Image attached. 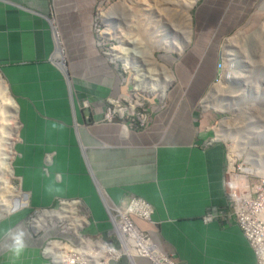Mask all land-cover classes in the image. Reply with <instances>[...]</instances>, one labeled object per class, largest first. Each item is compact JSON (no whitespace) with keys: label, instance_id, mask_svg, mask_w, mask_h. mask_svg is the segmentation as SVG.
<instances>
[{"label":"crops","instance_id":"crops-1","mask_svg":"<svg viewBox=\"0 0 264 264\" xmlns=\"http://www.w3.org/2000/svg\"><path fill=\"white\" fill-rule=\"evenodd\" d=\"M195 3L190 42L166 58L174 81L162 98L149 101L140 123L134 114L106 117L109 98L128 87L100 33L99 0H0V71L18 119L14 172L29 198L0 219V264H54L42 249L57 233L30 230L33 208L79 198L95 228L107 231L112 225L103 195L120 203L131 194L154 207L151 221L135 219L138 227L178 264H256L229 211L227 151L219 140L205 139L200 106L218 76L223 42L256 9L264 10V0ZM51 15L66 72L52 60ZM212 208L223 213L205 221ZM21 230L17 255L13 236ZM56 250L51 242L47 251Z\"/></svg>","mask_w":264,"mask_h":264},{"label":"rangeland","instance_id":"rangeland-1","mask_svg":"<svg viewBox=\"0 0 264 264\" xmlns=\"http://www.w3.org/2000/svg\"><path fill=\"white\" fill-rule=\"evenodd\" d=\"M192 1L126 0L122 3V0H99L97 7L98 22L108 52H110L109 48L117 46L118 50L124 47L126 52H129L127 54L131 55L132 53V56H137H135L137 61V73H135L132 68H125L127 58H123L124 66V62L115 57V52H110V55H108L111 64L119 71L128 87L126 94L121 96L123 107L130 108V104L140 97L141 104L139 102L140 105L138 104L139 106L136 107V114L141 113L143 110L148 114L149 101L162 98L165 95L166 92L162 90L155 92L136 90V82L138 85L139 78L142 77L139 68L147 67L144 64L146 58L149 61H154V63L156 59L161 66L169 68L167 66L169 61L166 58L171 55L176 56L177 53H181L182 47L183 49L186 48V45L190 42L188 39H191L192 11L196 4L191 7L190 3ZM111 10L120 14L124 13L121 23L117 21L119 16L116 13L113 14ZM103 11H105V14H102ZM119 23L122 28L116 33L115 28L119 26L117 25ZM115 37L121 41V45L117 44ZM185 38L187 39L185 40ZM175 39L178 41H175ZM221 48H223L222 55L228 69L226 76H223L221 80L220 76L223 72L219 73L218 80H214L217 85H214L205 101V107L207 104H211L213 107L208 109L206 107V110H204V103H201V130H203L205 139L219 140L224 144L226 154L231 164H235L241 178L237 179V187L244 189L243 182L247 179L250 181L251 186L262 183V180H264V10L256 9L244 26L225 39ZM111 56L116 60L113 61ZM161 66L158 68V72L156 66L151 68L153 71L148 78L151 85H153L154 79L158 78L163 72ZM170 73L173 75L171 70ZM163 77L165 79V76ZM219 80L221 82H218ZM117 112H119L118 108ZM127 112L124 115L128 114ZM2 127L3 125L0 123V139L5 136L7 141L10 137L9 131L13 127L6 125L5 129L1 130ZM3 148L5 149L7 146L3 145ZM14 150H16L15 147ZM14 158L12 160L13 171ZM12 179L11 183L15 190L25 192L15 172ZM226 181L229 190H231L233 178L228 172ZM25 206L27 205L20 208ZM83 206L82 202L79 205L82 215L89 219L88 223L87 218L82 216L88 223L84 225L83 229L76 231L71 220L65 218V220L59 223L55 222L47 227L46 230L53 229L59 235L71 236L77 239V243H74L76 246L79 245L80 240L83 241V238L88 239L91 237L92 240L97 241L104 237L102 239L104 244L121 250L120 238L116 231L113 228L110 229L111 231L109 229L107 231L97 230L93 225L94 220L84 211ZM36 213L38 211L34 210L28 217L29 228L34 234L38 229L35 224L34 227L32 225ZM7 215L9 213L4 211L0 205V219ZM40 232L44 233L46 231L43 229ZM123 258L121 255L116 263H121Z\"/></svg>","mask_w":264,"mask_h":264},{"label":"bare ground","instance_id":"bare-ground-1","mask_svg":"<svg viewBox=\"0 0 264 264\" xmlns=\"http://www.w3.org/2000/svg\"><path fill=\"white\" fill-rule=\"evenodd\" d=\"M124 1L122 0V3H124ZM195 1L196 0H193L190 3L191 7H193V5L195 4ZM111 12H113V14L116 13L113 10H111ZM102 14H105V11H103ZM116 15L119 16L117 21H120L121 23L124 13L123 14L116 13ZM120 23L117 24L119 26L115 28L116 33L122 28V26H120ZM114 39L117 40V44L121 45V41L117 37H115ZM190 40L191 39H188V41ZM55 44H56V48L52 56V60L57 65H59L63 71L66 72L67 69L65 66V56L63 54V50L60 45L61 43L58 41L57 38H56ZM117 48H118L117 46H113L109 49L111 53L115 52L116 58L122 59V60L123 58L124 59L127 58L126 68H133L136 71L137 69V61L135 58L136 55L132 56V53L131 55L127 54L129 52L128 51L126 52L124 47H122L121 50H118ZM182 50H183V47L181 48L180 52H182ZM147 54L149 56V52ZM112 59L113 61L116 60L114 57H112ZM144 61H145L144 64L147 67L139 68V72L142 74V77L139 78L138 85H136L135 87L136 90H143V91L148 90L150 92L162 90L166 92L169 85L173 83L174 81V76L170 73V70H171L170 66L164 63L170 68L169 70V68L165 66H161V64L156 59H155V63L154 61H151V60L149 61L147 58ZM153 66L154 67L156 66L157 72H158V68L161 66L163 72H161L158 78L154 79V83L153 85H151L150 82H148V78L150 77V74L153 71L151 69ZM227 69H228L227 66H225L220 80L223 78V76H226ZM163 76H165V79ZM220 80L218 82H221ZM215 84L217 85V82H215ZM212 88L209 90V93L203 100L205 109L206 107L207 109L213 107L211 104H207V106L205 107V101L209 97V94L211 93L210 91L212 90ZM9 94L10 92L8 90L7 84L5 80L3 79V77L0 75V119L2 120L0 123L3 125L1 130H4L6 125L7 126L11 125L13 127V129L9 131L10 137H8L7 141L5 139V136L0 139V205L2 206V209L6 212H11L24 205H28L29 203V198L27 196L28 193H25L21 190H15V187L11 183L12 182L11 179L14 176L12 160L15 156V150H14L13 145H15V140H16L17 131H18V119H17L15 100ZM139 98L140 97H138L136 101L131 103L130 105V107L132 106L131 108H135L139 104L140 102ZM123 110L124 109H121V111ZM3 145H6L7 148L4 149ZM238 178H240L239 174H238ZM78 204L79 203L77 202H65L63 204L60 203L57 209H55L54 211L48 212L49 210H44L42 211V214H40L41 212L37 213L36 218H34L35 223L34 222L33 223L35 224V226H37L38 228L37 230H39L42 228H46L50 223H52L54 218L57 220L68 218L71 220L73 228L76 231L78 229L80 230L84 227V225H86L87 221L84 217H82L79 214ZM131 232H132L133 237L129 241V246L126 248V253L128 257L130 258V260L133 261V258L138 255L139 251L144 252L145 250L148 249L150 243L140 242L137 234L134 231H131ZM81 241H80V244L82 243L81 244L82 247H75L74 249L75 251H72V252L75 253L77 257L80 259H87V263L89 264H111L112 262L116 261L117 257L120 255L119 251L108 250L101 239L97 241H93L91 238H88V239L83 238V241L82 242ZM52 243H54L55 246H59L60 241L53 240ZM137 244H141V245L139 247H136ZM56 248H57L56 251L58 252L59 247H56ZM94 249H98L97 254L93 252V254L91 255L90 251ZM57 252H54V253H57ZM137 262L138 261L134 262L133 264H136Z\"/></svg>","mask_w":264,"mask_h":264},{"label":"built area","instance_id":"built-area-1","mask_svg":"<svg viewBox=\"0 0 264 264\" xmlns=\"http://www.w3.org/2000/svg\"><path fill=\"white\" fill-rule=\"evenodd\" d=\"M53 21V19H52ZM52 29L54 38L58 39L61 43L60 32L54 22H52ZM219 68L223 71L225 68V61L222 59L219 62ZM121 98L112 99L110 104L115 106H120ZM115 107L109 106L107 109L106 117L112 119L115 115ZM142 118L144 122L146 119V114L142 111L139 118ZM228 172L233 178L231 184V190L229 191V203L231 206V215L235 221L242 228L245 236L247 237L250 245L252 246L257 262L256 264H264V180L262 183H257L251 186L250 181L247 179L243 182L244 189H239L237 187L238 172L234 164L228 166ZM61 204L69 202L67 200H60ZM107 210L110 215L111 221L114 228L119 235L121 240V246L123 252L126 253V248L129 246V241L132 239L133 235L131 231H134L140 242L150 243L147 250L144 252L139 251L138 256H143L149 258L153 264H177L171 256L163 253L152 238L145 232L139 230L134 222V217H140L144 220H151L152 213L154 211L153 206L144 198L139 196L129 195L127 201L124 203L112 202L107 204ZM223 212L217 208H212L204 216L205 221H211L217 219L221 216ZM59 240V239H58ZM53 240L47 242L46 249ZM60 244L57 253H49L48 256L55 262V264H89L87 259H80L75 253V247L68 241L59 240ZM108 250L119 251L114 247H109L104 244ZM141 244H137L139 247ZM125 247V248H124ZM125 249V250H124ZM98 249L91 250V255L93 252L97 254ZM117 257V259L121 256Z\"/></svg>","mask_w":264,"mask_h":264},{"label":"clouds","instance_id":"clouds-1","mask_svg":"<svg viewBox=\"0 0 264 264\" xmlns=\"http://www.w3.org/2000/svg\"><path fill=\"white\" fill-rule=\"evenodd\" d=\"M48 18L50 19V22L52 23V22H54V24L56 25V22H55V17L54 16H48ZM52 19H53V21H52ZM56 27L58 28V26L56 25ZM58 30H59V28H58ZM59 32H60V30H59ZM60 37H61V33H60ZM54 41H55V43H56V39L54 38ZM63 43H62V37H61V47H62V50H63V54H64V56H65V52H64V48H63V45H62ZM222 59H224V57H223V55L221 54V57H220V60H219V62L222 60ZM225 61V60H224ZM219 62H218V64H219ZM65 66H66V68H67V60L65 59ZM225 66H226V62H225ZM218 68H219V65H218ZM223 71H224V69H223ZM220 68H219V73L220 72H223ZM219 73H218V76H219ZM0 75L2 76V74H1V71H0ZM218 76L216 77V79L218 78ZM3 77V76H2ZM220 78H221V76H220ZM4 79V78H3ZM215 79V80H216ZM218 80V79H217ZM213 83H215L214 81H213ZM126 94V93H125ZM125 94H123V95H121V96H124ZM10 95V94H9ZM121 96H118V97H113V98H109V100H108V107L109 106H111V107H115V109H116V113H115V115L116 114H121V115H124V113L125 112H127V111H130V112H127L128 114H134V115H136L137 116V118H138V121L140 122V123H144V122H146V120H147V113H146V111H144L143 110V112L146 114V119H145V121L143 122L142 121V118H139V116L141 115V113H137L136 114V111H135V109H136V107L137 106H139V105H137L135 108H125V107H123L122 105H121V103H120V106H115V105H113V104H110V101L112 100V99H117V98H121V101H122V97ZM13 98V97H12ZM14 99V98H13ZM131 105V104H130ZM108 107H107V109H108ZM117 108H118V110H119V112H117ZM121 109H124L123 111H121ZM127 114V115H128ZM114 115V116H115ZM113 116V117H114ZM112 117V118H113ZM108 119V118H107ZM141 120V121H140ZM15 147V146H14ZM229 164L230 165H232V164H234V163H232L231 164V162H230V160H229V158H228V156H227V171L226 172H228V166H229ZM235 165V164H234ZM229 173V172H228ZM226 185H227V190H228V197H229V188H228V182L226 181ZM103 195V194H102ZM131 195H133V194H131ZM135 196H137V195H135ZM140 197V196H139ZM143 198V197H142ZM103 199H104V203H105V207H106V210H107V204H110V203H112V202H114V201H112V202H108L107 200H106V198L104 197V195H103ZM145 199V198H144ZM229 199V198H228ZM60 200H67V201H69V202H78L79 204H78V208H79V205L82 203V200L81 199H79V198H74V199H57L56 200V203H53L51 206H47V207H38V208H33V210H32V212H34V210L36 211H38V213L39 212H42V211H44V210H49V211H54L55 209H57V207H58V205L61 203L60 202ZM70 200H73V201H70ZM148 201V200H147ZM149 202V201H148ZM116 203H118V202H116ZM120 203H124V202H120ZM29 204V203H28ZM230 205V204H229ZM60 207V206H59ZM24 208V207H23ZM39 209H42V210H39ZM153 209H154V207H153ZM18 210V209H17ZM14 211H16V210H14ZM14 211H12V212H14ZM229 211L231 212V206H230V209H229ZM31 212V213H32ZM80 212H81V214H80ZM154 212V211H153ZM209 212V211H208ZM9 214L11 213V212H8ZM107 213H108V210H107ZM79 214L81 215V216H85V215H82V210L79 208ZM153 214V213H152ZM36 216H37V213H36ZM36 216L34 217V218H36ZM108 216H109V221H110V223H111V225H112V228L115 230V228H114V225H113V223H112V221H111V218H110V215H109V213H108ZM205 216V215H204ZM86 217V216H85ZM34 218H33V220H34ZM87 218V217H86ZM136 218H139V217H134V222H135V219ZM68 219V218H67ZM88 219V218H87ZM141 219V218H140ZM63 220H65V219H60V220H57V219H53V221H52V223H50L47 227H49V226H51V225H53L55 222H61V221H63ZM70 220V219H69ZM142 220H144V219H142ZM151 220H152V216H151ZM151 220H146V221H151ZM88 221H89V219H88ZM33 223V222H32ZM89 223V222H88ZM33 225V227H34V223L32 224ZM135 225L137 226V228L139 229V230H141V231H143L142 229H140L139 227H138V225L136 224V222H135ZM239 225V224H238ZM240 226V225H239ZM46 227V228H47ZM46 228H42V229H40V230H36V234L37 233H40V231L41 230H43V229H46ZM84 228V227H83ZM82 228V229H83ZM242 229V228H241ZM116 231V230H115ZM143 232H145V231H143ZM117 233V232H116ZM145 233H147V232H145ZM148 234V233H147ZM77 235V234H76ZM149 235V234H148ZM23 236H24V233H23V231L21 230L20 232H18V233H16L14 236H13V240H14V246H15V250H16V253H17V255H19V253H20V251H21V249L23 248V246H24V242H23ZM78 236V235H77ZM119 236V235H118ZM150 236V235H149ZM151 237V236H150ZM80 238V237H79ZM89 238H91V237H89ZM152 238V237H151ZM65 240V241H68V242H70L71 244H73L74 246H76L74 243H77V239H75V238H73V237H71V236H62V235H59V234H56V235H52V236H50V237H48V238H46V240H45V242H44V245H43V252L45 253V255H46V257L47 258H49L51 261H52V259L48 256V251L46 250V246H47V242L49 241V240ZM103 238H101V240H102ZM152 240H153V238H152ZM81 241V240H80ZM94 241V240H93ZM154 242H155V240H153ZM156 243V242H155ZM120 244H121V240H120ZM79 245H80V242H79ZM79 245H77V246H79ZM156 245L158 246V248L163 252V253H165L161 248H160V246L156 243ZM252 247V246H251ZM117 249V248H116ZM253 249V248H252ZM117 250H119V249H117ZM119 252H122V256L124 257V258H126V259H128L129 260V262H130V264H133L134 262H136V261H138L139 259H144V260H147V261H149L150 262V264H153L152 263V261L149 259V258H147V257H143V256H135L134 258H133V261H131L130 259H129V257H128V255H127V253H125V252H123V249H122V246H121V250H119ZM255 253V252H254ZM166 254V253H165ZM125 255H126V257H125ZM170 256V255H169ZM256 256V255H255ZM121 257V256H120ZM120 257L118 258V259H120ZM172 257V256H171ZM173 259V258H172ZM135 260V261H134ZM174 260V259H173ZM117 261V260H116ZM175 261V260H174ZM54 264H55V262L54 261H52ZM176 262V261H175ZM256 262H257V258H256ZM111 264H118V263H116V262H114V263H111ZM137 264V263H136ZM178 264V263H177Z\"/></svg>","mask_w":264,"mask_h":264}]
</instances>
